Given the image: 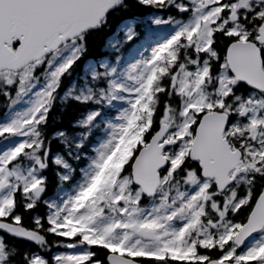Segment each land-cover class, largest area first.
Segmentation results:
<instances>
[{
    "label": "snow or ice",
    "instance_id": "snow-or-ice-1",
    "mask_svg": "<svg viewBox=\"0 0 264 264\" xmlns=\"http://www.w3.org/2000/svg\"><path fill=\"white\" fill-rule=\"evenodd\" d=\"M0 264H264V0H0Z\"/></svg>",
    "mask_w": 264,
    "mask_h": 264
},
{
    "label": "trees",
    "instance_id": "trees-1",
    "mask_svg": "<svg viewBox=\"0 0 264 264\" xmlns=\"http://www.w3.org/2000/svg\"><path fill=\"white\" fill-rule=\"evenodd\" d=\"M134 14H138V10L133 9L128 15H134ZM94 55L97 53H93ZM53 115H55V113H53Z\"/></svg>",
    "mask_w": 264,
    "mask_h": 264
},
{
    "label": "rangeland",
    "instance_id": "rangeland-1",
    "mask_svg": "<svg viewBox=\"0 0 264 264\" xmlns=\"http://www.w3.org/2000/svg\"><path fill=\"white\" fill-rule=\"evenodd\" d=\"M140 28H141V26L138 25V26H137V31H140ZM129 47H130V46H129Z\"/></svg>",
    "mask_w": 264,
    "mask_h": 264
}]
</instances>
